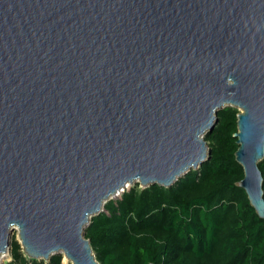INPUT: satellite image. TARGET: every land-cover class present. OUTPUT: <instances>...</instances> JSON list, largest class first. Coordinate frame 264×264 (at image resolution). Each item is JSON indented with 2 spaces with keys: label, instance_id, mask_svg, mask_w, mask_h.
Wrapping results in <instances>:
<instances>
[{
  "label": "water",
  "instance_id": "95a60500",
  "mask_svg": "<svg viewBox=\"0 0 264 264\" xmlns=\"http://www.w3.org/2000/svg\"><path fill=\"white\" fill-rule=\"evenodd\" d=\"M228 107L264 220V0H0V259L17 232L29 259L101 264L92 218L199 169Z\"/></svg>",
  "mask_w": 264,
  "mask_h": 264
},
{
  "label": "trees",
  "instance_id": "16d2710c",
  "mask_svg": "<svg viewBox=\"0 0 264 264\" xmlns=\"http://www.w3.org/2000/svg\"><path fill=\"white\" fill-rule=\"evenodd\" d=\"M238 113H218L199 169L171 188L132 186L92 218L85 234L101 264H264V220L237 185ZM259 168L264 178V159ZM10 255L4 264H64L61 254L29 259L15 235Z\"/></svg>",
  "mask_w": 264,
  "mask_h": 264
},
{
  "label": "rangeland",
  "instance_id": "374dc122",
  "mask_svg": "<svg viewBox=\"0 0 264 264\" xmlns=\"http://www.w3.org/2000/svg\"><path fill=\"white\" fill-rule=\"evenodd\" d=\"M131 187H132V185H130L129 187H127V188L125 189V191L129 190ZM122 193H124V192H121V193L117 194V195L114 196L111 200H117V199H119L120 196L122 195ZM111 200H110V201H111ZM14 235H15L16 238L18 239L17 232H15ZM10 253H11V252H10ZM10 253H9L8 258L5 259V260H3L0 264H4V263L9 262V261L11 260V255H10ZM63 262H65V258H64ZM64 264H70V263L65 262Z\"/></svg>",
  "mask_w": 264,
  "mask_h": 264
},
{
  "label": "bare ground",
  "instance_id": "6f19581e",
  "mask_svg": "<svg viewBox=\"0 0 264 264\" xmlns=\"http://www.w3.org/2000/svg\"><path fill=\"white\" fill-rule=\"evenodd\" d=\"M8 256H9V252H7V253H6V254L0 259V263H1L3 260L7 259ZM65 262H66V259H65Z\"/></svg>",
  "mask_w": 264,
  "mask_h": 264
},
{
  "label": "built area",
  "instance_id": "2783aa9c",
  "mask_svg": "<svg viewBox=\"0 0 264 264\" xmlns=\"http://www.w3.org/2000/svg\"><path fill=\"white\" fill-rule=\"evenodd\" d=\"M121 197V196H120Z\"/></svg>",
  "mask_w": 264,
  "mask_h": 264
}]
</instances>
